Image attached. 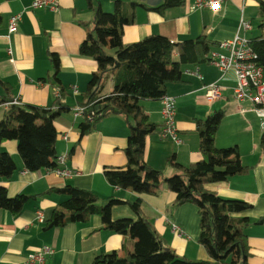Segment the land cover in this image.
I'll use <instances>...</instances> for the list:
<instances>
[{"label": "crops", "instance_id": "1", "mask_svg": "<svg viewBox=\"0 0 264 264\" xmlns=\"http://www.w3.org/2000/svg\"><path fill=\"white\" fill-rule=\"evenodd\" d=\"M125 4V11L132 22L122 29L124 45L136 43L145 37L159 35L173 44L204 35L217 45L232 40L237 32L240 17L251 22V30L243 34L248 42L261 35L258 28V7L264 0H226L221 10L213 13L207 9H193L194 0H183L179 6L158 8L164 0H58L56 10L30 9L32 0H2L0 2V80L9 91L0 87V96L18 99L20 105L50 108L57 89L47 79L52 75L51 55L59 61L58 80L64 90L66 112L54 122L57 156L68 154L65 166L76 172L69 178L56 176L48 170L28 172L18 155L16 141L2 143L16 170L9 179L0 177L10 198L18 195L28 197L18 215L0 210V264H28L27 256L47 246L53 250L44 264H91L100 254L116 252L125 255L131 251L134 240L102 229V220L92 215L85 222L68 223L62 228L48 229L46 224L55 209L67 199L62 190L72 186L94 193L102 199L117 198L131 201L137 195L112 186L104 177L106 168H123L126 164L124 149L127 143L128 125L123 116L112 114L100 119L92 131L81 135L82 119H74L72 109L81 103L87 84L97 71L96 62L79 54V47L92 29V19L97 6L105 13L114 11L115 2ZM21 14L14 34L8 35L11 16ZM256 25V26H255ZM8 49L11 54H8ZM108 54L113 55L112 51ZM177 61V56L174 55ZM198 68L201 79L187 76L185 70ZM181 82L166 87V94L174 96L176 103L175 124L181 140L175 145L160 137V101H141L140 105L149 121L158 125L156 132L146 137L144 160L164 177L176 174L166 161L171 155L182 166L202 159L195 120L205 119L216 111H223L224 118L216 134L217 148L237 146L239 159L246 168L224 182L207 183L205 189L217 196L246 202L247 211L235 214L249 220L246 227V243L250 258L248 264H264V151L260 147L263 132L249 102L238 104L233 97L235 77L233 72L220 80L219 71L210 64L183 65ZM218 83L222 88L219 99L209 102L203 86ZM76 89L77 95L72 93ZM58 90V89H57ZM112 82L106 83L103 93L109 94ZM4 110L0 108V121ZM67 136L64 140L63 136ZM141 214L155 229L165 247L178 257L188 260H210L198 243L199 222L197 208L185 203L170 209L174 201L165 185L156 194H142ZM41 213V223L37 213ZM112 220L132 219L137 215L126 204L115 205L110 210ZM172 225L181 234L172 230Z\"/></svg>", "mask_w": 264, "mask_h": 264}, {"label": "trees", "instance_id": "2", "mask_svg": "<svg viewBox=\"0 0 264 264\" xmlns=\"http://www.w3.org/2000/svg\"><path fill=\"white\" fill-rule=\"evenodd\" d=\"M2 0H0L1 2ZM89 0V4H90ZM183 0H164L154 9L163 12L170 7L179 6ZM125 4L116 1L114 11L105 13L96 7L92 19V29L79 47L81 56L91 57L97 65L92 74L80 105H89L96 116L92 122L82 119L81 135H86L103 117L116 114L123 116L128 125L127 143L124 149L126 164L123 168H106L104 177L112 186L128 190L137 196L131 201L117 198L102 199L94 193L67 186L62 190L67 199L55 209L46 228H62L68 223L85 222L92 215L102 220V229L127 235L134 240L131 251L125 255L116 252L100 254L91 264H248L250 258L246 243V227L249 220L235 214L247 211L251 205L224 199L207 191L205 184L224 182L229 177L245 171L239 159L237 146L217 148L214 140L224 118L223 111H216L205 119L195 120V130L199 138L202 159L182 166L175 156L168 157L166 163L177 172L164 177L159 171L149 167L145 160L146 137L156 132L158 125L149 121L141 101H159L166 94V87L181 82L183 65L207 64V55L215 44L204 35L178 44L165 37L151 35L129 45L122 42V29L132 22L125 11ZM258 28L261 35L249 41L255 54L254 63L264 78V3L258 7ZM0 16V23H1ZM112 51L113 55L108 54ZM177 56V61L174 60ZM52 75L47 79L60 93L50 108L28 105L11 106L4 111L0 121V177L9 179L16 170L12 157L2 150L5 141L17 143L18 155L23 169L28 172L51 170L57 157L54 120L66 112V94L57 78L59 61L51 55ZM112 82L109 94L103 93L107 82ZM0 87L6 92L8 85L0 80ZM12 98L0 96V105ZM90 112V111H88ZM264 151V132L260 139ZM160 185L174 194L170 209L190 203L198 210V243L204 248L210 260L198 261L178 257L164 246L151 223L141 214L142 194H156ZM28 197L18 195L10 198L4 187L0 186V210L18 215L24 208ZM126 204L137 215L136 220H112L110 210L115 205ZM264 217L257 220L259 224Z\"/></svg>", "mask_w": 264, "mask_h": 264}, {"label": "built area", "instance_id": "3", "mask_svg": "<svg viewBox=\"0 0 264 264\" xmlns=\"http://www.w3.org/2000/svg\"><path fill=\"white\" fill-rule=\"evenodd\" d=\"M226 0H194L193 9H207L213 13L221 10L223 3ZM58 7V0H32L30 9L45 8L48 10H56ZM21 21V14H16L10 17L8 21L7 33L8 35L14 34L17 29V24ZM251 22L244 19L242 16L239 20L237 32L232 40L220 42L217 49L211 50L207 55V63L216 68L220 73V80L224 78L228 72H233L235 77V86L233 89V97L235 101L240 104L249 102L252 106V111L256 115L259 128L264 132V78L262 70L255 65V54L249 46L248 40L243 36L244 33L251 30ZM8 54L11 50L8 49ZM187 76H193L201 79L198 68L193 70H185L183 72ZM221 87L219 84L213 83L203 86L205 91V98L209 102H213L220 97ZM74 95H77L76 89L72 90ZM55 97L60 95L56 89L54 91ZM161 104V128L160 137L163 140H169L175 145H180L181 140L177 134L175 124L176 116V103L177 100L174 96L165 94L159 100ZM89 105H76L72 109V116L74 119H84L92 122L96 116L94 111H91ZM11 106H20L18 99H13L9 102L2 103L0 108L7 111ZM90 111V112H88ZM67 140V136H63ZM68 159V154H62L56 157L55 167L49 172L56 176L69 178L76 172L70 171L66 168L65 163ZM41 213H37L38 221L41 223ZM172 230L181 234V230L172 225ZM53 250L47 246L28 254V264H44L46 256L51 255Z\"/></svg>", "mask_w": 264, "mask_h": 264}, {"label": "rangeland", "instance_id": "4", "mask_svg": "<svg viewBox=\"0 0 264 264\" xmlns=\"http://www.w3.org/2000/svg\"><path fill=\"white\" fill-rule=\"evenodd\" d=\"M256 26V25H255Z\"/></svg>", "mask_w": 264, "mask_h": 264}]
</instances>
